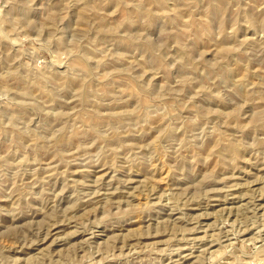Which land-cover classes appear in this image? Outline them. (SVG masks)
<instances>
[{"label": "rangeland", "instance_id": "rangeland-1", "mask_svg": "<svg viewBox=\"0 0 264 264\" xmlns=\"http://www.w3.org/2000/svg\"><path fill=\"white\" fill-rule=\"evenodd\" d=\"M0 264H264V0H0Z\"/></svg>", "mask_w": 264, "mask_h": 264}]
</instances>
